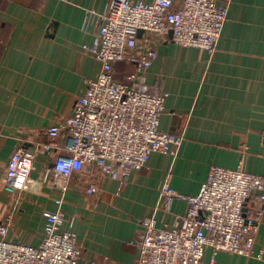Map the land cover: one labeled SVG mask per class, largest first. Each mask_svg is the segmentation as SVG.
Masks as SVG:
<instances>
[{
    "label": "crops",
    "instance_id": "crops-1",
    "mask_svg": "<svg viewBox=\"0 0 264 264\" xmlns=\"http://www.w3.org/2000/svg\"><path fill=\"white\" fill-rule=\"evenodd\" d=\"M111 3L0 0V219L12 217L11 241L40 244L44 212L58 210L59 191L46 183L10 193L9 160L18 149L36 153L32 178L43 177L50 157L38 147L71 115L87 79L98 76L101 65L83 46L94 42ZM157 50L147 81L169 93L160 128L183 140L173 153L153 152L120 193L111 177L97 178L93 194L89 176L71 178L61 209L66 220L75 217L83 256L94 264H137L143 220L153 216L168 228L181 222L188 203L168 201L165 183L186 196L199 192L213 165L264 175V0H233L213 55L171 39ZM249 204L264 207L257 192ZM211 254L208 248L206 260ZM216 264H264V218L252 256L221 251Z\"/></svg>",
    "mask_w": 264,
    "mask_h": 264
},
{
    "label": "built area",
    "instance_id": "built-area-1",
    "mask_svg": "<svg viewBox=\"0 0 264 264\" xmlns=\"http://www.w3.org/2000/svg\"><path fill=\"white\" fill-rule=\"evenodd\" d=\"M232 2L112 0L94 42L83 46L100 63L98 76L87 79L71 115L50 127L49 142L38 147V154L50 157L43 177L32 178L36 153L18 149L9 160L4 188L10 193L39 191L51 183L59 191L58 210L44 212L38 246L9 240L12 217L0 219V264H94L83 256L75 217L66 220L61 209L71 178L89 176L87 192L93 194L97 178L111 177L118 180L120 193L131 172L142 170L153 152H175L183 136L160 128L169 93L158 82L149 83L147 72L158 45L168 39L213 55ZM123 62L134 70L119 79L116 64ZM55 149L60 152L54 155ZM257 191L264 204V175L219 165L211 167L195 195H181L165 183L167 200L185 199L187 212L172 228L159 227L153 216L143 220L137 264H216L221 251L252 256L264 218L262 205L249 204ZM208 248L212 254L206 260Z\"/></svg>",
    "mask_w": 264,
    "mask_h": 264
},
{
    "label": "rangeland",
    "instance_id": "rangeland-1",
    "mask_svg": "<svg viewBox=\"0 0 264 264\" xmlns=\"http://www.w3.org/2000/svg\"><path fill=\"white\" fill-rule=\"evenodd\" d=\"M134 69L133 67H128L126 68V66H122V65H118L116 67V77L119 78V79H124V75L127 73V72H131L132 70Z\"/></svg>",
    "mask_w": 264,
    "mask_h": 264
},
{
    "label": "trees",
    "instance_id": "trees-1",
    "mask_svg": "<svg viewBox=\"0 0 264 264\" xmlns=\"http://www.w3.org/2000/svg\"><path fill=\"white\" fill-rule=\"evenodd\" d=\"M130 64L131 63H129V62H123V63H117L116 64V67L118 66V65H122V66H126V68H127V66L129 67L130 66ZM132 72V71H131ZM130 72H127L125 75H124V78H125V76L127 75V74H129Z\"/></svg>",
    "mask_w": 264,
    "mask_h": 264
},
{
    "label": "water",
    "instance_id": "water-1",
    "mask_svg": "<svg viewBox=\"0 0 264 264\" xmlns=\"http://www.w3.org/2000/svg\"><path fill=\"white\" fill-rule=\"evenodd\" d=\"M143 32H144V30H143V29H140V30H139V36H142ZM257 193L260 194L261 191H257Z\"/></svg>",
    "mask_w": 264,
    "mask_h": 264
}]
</instances>
